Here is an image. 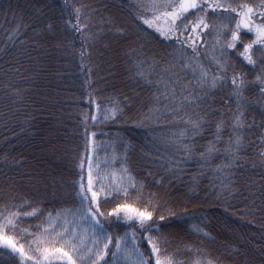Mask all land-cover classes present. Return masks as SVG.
Masks as SVG:
<instances>
[{
	"label": "trees",
	"instance_id": "obj_1",
	"mask_svg": "<svg viewBox=\"0 0 264 264\" xmlns=\"http://www.w3.org/2000/svg\"><path fill=\"white\" fill-rule=\"evenodd\" d=\"M258 2L254 0V4ZM2 4L6 2L0 0V209L5 205L12 210L22 207L23 212L37 209L38 216H25L19 221L20 228L29 234H39L36 225L49 214L53 219L72 215L79 206L75 182L87 172L85 164L81 173L79 162L90 157L104 172L120 175L121 167H127L143 184L145 200L148 193L156 194L161 206L154 219L165 215V220L158 223L169 237V243L161 247H167L176 260L191 264L197 256L191 249H201L219 264H264V166L260 163V152L264 151V94L256 86L259 67L248 65L230 51L235 74H245L250 82L244 93L246 102L241 103L247 119L254 124L244 133L241 159L231 169L230 187L225 189L229 178L214 171L225 159L223 145L211 166L203 169L196 156L185 158L182 151H177L179 134L190 127L184 122L189 116H205V126L194 141L199 153L213 138V122L227 119V110L235 111L237 105L236 99L230 98L232 85L227 80L217 89L202 91L196 86V77L184 68L191 61L197 62L185 48L189 47L187 43L181 47L174 37L167 38L155 28L154 36L127 34L111 43L106 55L108 66L103 67L93 64V40L85 39L88 32L72 27L76 24L74 8L78 7L65 0L58 3L61 11L57 20L67 26H63V32L70 41L54 47L35 43L29 28ZM204 38L209 40L210 35L204 33ZM181 49L186 50L178 58ZM141 62L142 68H138ZM142 70L150 73L147 81L139 75ZM233 74L230 67L221 75ZM161 77L174 82L175 99L161 97L157 104L159 90L155 85ZM184 97L188 101L182 104ZM117 105L123 113L105 119ZM155 108L159 111L145 119ZM191 135L189 132L183 143H190ZM227 138L225 134L223 139ZM125 155L127 160L123 159ZM173 160L183 161L179 165L182 172L169 173ZM116 202L102 201L101 209L108 212ZM169 208L176 216L168 215ZM100 222L114 238L134 232L141 251L154 264L136 224L115 218ZM31 238L17 236L23 243ZM18 260L0 248V264H17Z\"/></svg>",
	"mask_w": 264,
	"mask_h": 264
},
{
	"label": "snow or ice",
	"instance_id": "obj_2",
	"mask_svg": "<svg viewBox=\"0 0 264 264\" xmlns=\"http://www.w3.org/2000/svg\"><path fill=\"white\" fill-rule=\"evenodd\" d=\"M82 7L87 10L88 6ZM136 7L144 13L140 16L144 24L155 28L167 38L174 37L181 47L189 42L188 46L194 53L197 47L196 40L200 38L201 32L209 35L215 33L216 42L213 45V52L219 45V56L212 55L211 59L215 63L216 73H212L198 59L194 64L184 65V68L193 73L196 77V86L202 91L217 89L227 80L232 85L230 98L234 97L237 101L236 109L233 111L229 108L227 119L221 117L213 122L215 127L213 138L199 153L196 150L198 145L194 141L205 126V116L199 113L195 114L197 117L195 119L189 116L184 122L190 127L179 134L180 143L177 151H182L185 158L190 159L196 156L197 162L203 169L211 166L212 158L221 152L219 146L223 145L225 159L214 171L224 173L229 178V182L224 185V188L228 189L231 183V169L237 165L241 159L240 153L244 150V133L251 131L254 124V121L247 119V112L244 104L241 103V101L246 102L244 93L250 87V82L246 80L245 74H235V67L230 64L229 52L235 51L248 65L261 69L260 74L256 76L258 82L256 86L261 94H264V0H259L256 4L239 3L236 6L231 3H222L221 0H137ZM74 12L76 24L72 27L77 31H83L89 26L87 21L90 18L84 17L86 23L81 25V8H74ZM209 13L225 16L228 23H209ZM189 16H195V19L189 20ZM184 32L191 33L186 41L181 40ZM247 35H252L254 38L246 42ZM225 36L228 38L222 40L221 37ZM142 64L143 62L137 67L142 68ZM230 67L234 73L232 76L219 74L227 73ZM148 74L143 70L139 72L146 81ZM173 83L172 80H165L163 77L157 80L155 85L159 90V95L155 98L157 104L161 103V97L165 100L175 99ZM191 91L189 89L190 95ZM194 99L202 98L194 97ZM187 101L188 97H184L182 104ZM181 110H183L182 107ZM158 111L159 108L150 109L149 114L144 118L151 119V113ZM117 112L123 113L118 105L110 110L105 119L116 117ZM226 129L227 133H225ZM189 132L192 134L190 143H183ZM225 134L228 136L227 140L223 139ZM92 135L95 136V133ZM261 135L264 137V133ZM260 156L261 166H264V151L260 152ZM123 159L127 160V156L125 155ZM181 163L183 161L173 160L172 167L168 169L169 173L182 172L183 169L179 166ZM85 164H87L86 176L81 174L79 180L75 182V195L79 206L72 214V221L63 219L61 215L53 219L49 214L42 224L36 225L41 230L40 233L29 234L27 229L20 228L19 221L25 216H38L40 214L38 210L23 212L22 207L12 210L5 205L0 209V248L8 250L10 255L17 256L19 258L17 264H110V261L111 264H153V261L141 251L134 232L114 238L100 222L101 219L107 221L108 218H115L118 221L123 219L124 222L136 224L139 227L142 240L149 247L150 254L154 256V264H185L176 260L173 255H167V247H161L169 243V237L161 232L158 223L165 220V215L161 214L154 219V213L161 206L156 199V194L148 193L149 199L145 200L143 184L134 179L127 167L122 166L121 174L117 176L115 172H104L100 164H94L90 157L87 160L81 158L79 162L81 173L84 172ZM138 184L139 187H137ZM109 199L117 202L110 211L105 212L101 209V202H107ZM167 212L169 216H176L171 208L167 209ZM76 217H79V220H76ZM82 223L88 224L89 228L77 231V227ZM151 233L159 235L154 237ZM18 235L33 237L27 248L24 243L19 242ZM191 250L197 253L191 264H219L201 249Z\"/></svg>",
	"mask_w": 264,
	"mask_h": 264
},
{
	"label": "rangeland",
	"instance_id": "obj_3",
	"mask_svg": "<svg viewBox=\"0 0 264 264\" xmlns=\"http://www.w3.org/2000/svg\"><path fill=\"white\" fill-rule=\"evenodd\" d=\"M57 1V2H56ZM62 3L63 0H4L6 4L5 9L8 11L11 10L14 18L22 21L26 27L29 28L30 38L37 44L43 45H52L56 47L59 44L68 43L70 41L69 35H66L63 31V26H67L60 23V11L58 3ZM68 4L81 8L82 17L80 24L84 25L86 23L84 17H89L90 20L87 21L88 27L85 32H88L87 37H85L86 42H92L91 52L94 57V63L100 66H105L106 55L109 51L110 45L113 42H118L126 37L127 34L134 35L140 34L142 36L149 37L150 35H155L154 29L143 23V20L140 19L141 15L144 13L141 9L136 7L137 0H65ZM248 1V0H247ZM246 0H221L222 3H231L233 6H236L239 3H251L254 4V0L247 2ZM120 3V7H119ZM82 6H88L85 10ZM122 6V8H121ZM128 11V12H127ZM54 15V17H53ZM59 15V16H58ZM11 17V18H12ZM57 18H59L57 20ZM150 18V17H145ZM195 16H189V20H194ZM57 20V21H56ZM214 20L223 23H228V20L225 16H215L212 13H209V23H213ZM259 22V21H257ZM21 24V23H19ZM163 26V25H162ZM199 31V30H198ZM204 33L201 32L200 38L196 40V52L194 53L191 47H185L186 49L192 52L193 58H197L198 61L206 68H208L212 73H216L217 69L215 67L214 61L211 59L212 55L219 56V45H217V50L213 52V45L216 42V35L213 32L210 35L209 40H205ZM190 32L186 33V38L190 35ZM228 37H221V39H227ZM254 38L252 35H247L246 42L249 39ZM187 44L189 42H186ZM185 49V50H186ZM185 50L181 49L178 54L179 57H183ZM189 52V51H188ZM230 55V52H229ZM193 64L196 63L191 61ZM105 70V69H104ZM220 75L222 73H219ZM104 78V77H103ZM101 78V79H103ZM107 86V84H106ZM105 86V87H106ZM111 101L108 99V106ZM109 112L107 114L109 115ZM113 172V171H112ZM116 173V172H115ZM121 174V173H120ZM119 176V174H117ZM63 219L69 221L73 220V215H64ZM76 220H79V217H76ZM70 227L72 225H69ZM89 228V225L82 223L77 227V231H83V229ZM59 230V229H58ZM131 233L130 231L124 232ZM124 234L121 236L123 237ZM33 238H31L32 240ZM31 241H29L30 243ZM23 243V242H20ZM28 242L24 243L26 248L29 244ZM89 246H91L89 241ZM115 250V249H114ZM167 255H170L167 253ZM111 263V261H110Z\"/></svg>",
	"mask_w": 264,
	"mask_h": 264
}]
</instances>
